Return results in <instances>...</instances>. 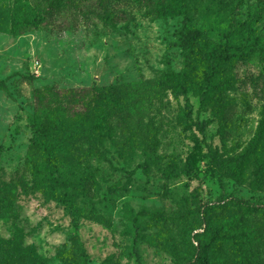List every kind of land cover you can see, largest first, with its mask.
Wrapping results in <instances>:
<instances>
[{
  "label": "rangeland",
  "instance_id": "rangeland-1",
  "mask_svg": "<svg viewBox=\"0 0 264 264\" xmlns=\"http://www.w3.org/2000/svg\"><path fill=\"white\" fill-rule=\"evenodd\" d=\"M65 1L68 7L44 25L16 35L10 16L18 0H0V79L7 84L0 89V237L14 240L16 264H67L77 238L89 264H183L191 254L189 230L202 220L200 205L221 199L227 206L210 214L213 221L244 216V223L264 230V185L252 183L251 167L244 185L222 176L208 148L238 154L264 118V2L192 0L185 15L164 19L125 0L114 3L117 19L109 25L101 19V0ZM186 19L216 44L248 54L228 65L222 79L230 80L223 91L232 102L228 121L201 108L196 94L176 97L161 81L183 67L177 30ZM46 85L62 92L102 87L118 103L115 139L105 138L98 155L63 170L80 188L82 176L95 174L74 209L33 190L27 158L33 91ZM205 119L211 120L207 140L194 125ZM171 159L180 175L167 178ZM235 198L258 203L259 211L248 214ZM259 251L264 261V245ZM209 264L239 263L220 241L209 251Z\"/></svg>",
  "mask_w": 264,
  "mask_h": 264
},
{
  "label": "trees",
  "instance_id": "trees-1",
  "mask_svg": "<svg viewBox=\"0 0 264 264\" xmlns=\"http://www.w3.org/2000/svg\"><path fill=\"white\" fill-rule=\"evenodd\" d=\"M125 0H101V19L105 24L114 25L117 14L114 3ZM147 9L156 18H176L185 15L192 0H130ZM264 2V0H260ZM69 2L65 0H18L11 18V31L22 34L44 25L48 15H53ZM49 5V6H47ZM6 28L5 31H8ZM177 44L184 57L180 70L170 69L161 79L163 85L176 97L190 93L200 98L201 108L211 107L215 114L228 121L232 102L223 94L229 79L222 81L227 66L244 61L247 52H231L227 44L218 45L206 32L191 25L186 19L177 30ZM0 89L7 84L0 79ZM32 128L34 135L28 149L27 158L33 178V190L42 192L47 198L61 202L74 209L79 190L86 191L95 177L89 170L82 180L84 186L64 177L66 165H82L84 161L100 153L99 143L105 138L115 139L112 119L118 114V103L110 92L102 87L89 86L70 88L66 92L53 85L35 88ZM186 116L192 117V108L187 106ZM210 119L194 121L197 129L207 140ZM209 154L221 170V175L244 185L247 171L252 168L255 186L264 185V118L260 122L250 146L236 155H217L212 144H208ZM167 178L180 175L178 163L171 159L163 172ZM91 189V188H89ZM234 202L248 214L259 211L260 205L250 200L235 198ZM227 206L225 199L209 201L200 205L202 220L189 230L191 254L183 264H209V251L222 241L229 245L239 264H264L259 251L264 245V230L258 225L244 223V216L226 220L222 224L212 220L216 209ZM145 215L163 220L161 211H146ZM210 215V217H209ZM235 224V225H234ZM200 229L201 232L192 233ZM262 239V240H261ZM261 240V243H260ZM69 252L74 254L66 259L67 264H89L87 254L79 239ZM18 248L13 239L0 237V264H16ZM136 254L139 255L138 250Z\"/></svg>",
  "mask_w": 264,
  "mask_h": 264
}]
</instances>
